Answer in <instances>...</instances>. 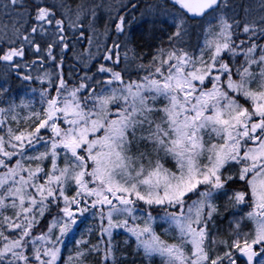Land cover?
<instances>
[{"label":"snow or ice","instance_id":"6c2138e0","mask_svg":"<svg viewBox=\"0 0 264 264\" xmlns=\"http://www.w3.org/2000/svg\"><path fill=\"white\" fill-rule=\"evenodd\" d=\"M0 9V264H264V0Z\"/></svg>","mask_w":264,"mask_h":264},{"label":"trees","instance_id":"16d2710c","mask_svg":"<svg viewBox=\"0 0 264 264\" xmlns=\"http://www.w3.org/2000/svg\"><path fill=\"white\" fill-rule=\"evenodd\" d=\"M151 1H154V2H163V0H144V3H151ZM236 2L238 3V4H240V5H243V4H249V5H253V4H255V0H236ZM0 15H1V11H0ZM243 15V12H242V10H241V16ZM137 16H139V13H137ZM134 27H137V25H134ZM164 27H166V26H164ZM165 40H166V37H165ZM157 43H159V41L157 42ZM84 47H87V45L85 44V45H83ZM147 49H145V52L147 53ZM69 55V58L71 57V53H69L68 54ZM70 62H73L74 63V61H70ZM65 71H67V67H65ZM133 78H135V77H133ZM16 86H17V90L19 91V94L21 95V96H24L25 95V92L26 91H28L27 89H24V88H21L20 86H19V82L18 81H16ZM33 87H36V88H38L39 87V84L37 83V84H34L33 85ZM160 229L158 228L157 229V231H159ZM117 239L118 240H120V241H122L123 239H124V236H120V237H117ZM65 255H67V253H65ZM154 264H159V262H158V260L157 261H155L154 262Z\"/></svg>","mask_w":264,"mask_h":264},{"label":"rangeland","instance_id":"374dc122","mask_svg":"<svg viewBox=\"0 0 264 264\" xmlns=\"http://www.w3.org/2000/svg\"><path fill=\"white\" fill-rule=\"evenodd\" d=\"M151 3H163V2H154V1H151ZM1 11V15H0V21H2L3 23H10L11 20L9 17L5 16L4 13H3V9H0ZM168 166H171L170 164Z\"/></svg>","mask_w":264,"mask_h":264}]
</instances>
